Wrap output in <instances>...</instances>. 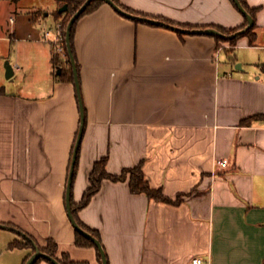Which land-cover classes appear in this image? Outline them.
<instances>
[{
  "label": "crops",
  "instance_id": "0c3cea01",
  "mask_svg": "<svg viewBox=\"0 0 264 264\" xmlns=\"http://www.w3.org/2000/svg\"><path fill=\"white\" fill-rule=\"evenodd\" d=\"M17 1L0 2L11 15L10 36L1 25L0 39L15 44L20 67L0 81V221L17 227L0 234L12 232L11 242L26 233L40 246L52 239L57 256L103 264L93 245L76 243L66 210L81 112L74 76L59 77L69 68L67 55L42 38L59 5L20 15ZM244 1L258 7L253 42L135 21L107 2L77 20L85 118L73 201L103 157L112 174L142 161L152 187L171 198L184 193L171 204L131 192L127 180L103 179L77 215L99 234L107 264H192L195 256L210 264H264V0ZM119 2L182 28L247 25L231 0ZM10 250L22 264L32 248Z\"/></svg>",
  "mask_w": 264,
  "mask_h": 264
},
{
  "label": "trees",
  "instance_id": "16d2710c",
  "mask_svg": "<svg viewBox=\"0 0 264 264\" xmlns=\"http://www.w3.org/2000/svg\"><path fill=\"white\" fill-rule=\"evenodd\" d=\"M59 2H61L60 4H64L67 3V8L66 10L63 11H59L58 9H56L54 11V16L55 18H62L61 21V33L63 36V47H64V53L67 55V59H68V63H69V68L67 70V72L64 70L60 73L59 77L60 78H65V76H67V78L69 79H73V68L70 62V58H69V53L67 51V47H66V41H65V32H66V26H67V22L69 20V18L72 16V14L82 5V3L85 0H57ZM115 3H117L120 7H122L123 9L135 13L137 14V12L132 11L131 9H129L128 7L122 5L119 0H113ZM243 4V6L246 8V10L253 16V18H255V13L258 10V7H250L249 5L246 4V2L244 0H240ZM105 2L104 0H91L87 6L85 7V9L80 13V15L75 19V21L72 24L71 27V31H70V40H71V48H72V53L73 56L76 60V56H75V51H74V47H73V34H74V29H75V25L77 20L83 15L86 14L88 12L93 11L95 8H97V6L101 3ZM231 2L233 3V5L237 8L236 4L234 3L233 0H231ZM238 9V8H237ZM139 14V13H138ZM64 15V17L62 16ZM66 16V17H65ZM245 17V16H244ZM135 21H139L134 19ZM165 20V22H167L168 24H174L171 21H168L166 19H162ZM247 24V19L245 17V22L243 24L244 27ZM217 30H219L221 33L225 34V35H231L234 32H236L239 28H231V29H226L220 26H215ZM255 21L254 24L252 25V27H250L248 30H246L243 34H238L232 37H221V36H217L216 38L217 40H225V41H229L230 44H234L235 41L237 40L238 37H240L241 35H247L250 39V42H253L256 33H255ZM179 33H181L179 31ZM76 67H77V71H78V63L76 61ZM67 73V74H66ZM261 115H255L253 117H250L248 119L243 120V123H249L251 122L253 119L259 118ZM78 154H79V149L77 152V158H76V162H75V166H74V173H73V177H72V182H73V178L75 176V172H76V167H77V160H78ZM106 165V157L101 158L100 160L96 161L93 165V168L89 174V186L87 187V189L84 191L83 196L81 198V200L79 202H74L72 199V185H71V208H72V213L75 217V219L77 220V222L80 224L81 227H83L84 229L88 230L89 232H91L93 235H95L99 240V234L97 233V231L89 228L88 226H86L78 217L77 215V211L86 206L89 201L91 200L92 196L99 190L100 186H101V182L103 179L107 178L113 181H118V180H127L128 184H129V188L131 190V192L134 193H138V192H144L147 194L148 197L150 198H154L160 201H164V202H168L171 204H179L182 201L183 195L184 193H178L176 195L175 198H171L169 196H167L161 187H152L147 178L145 177V174L143 172L142 169V161H140L137 165L135 166H131V167H126L124 168L120 173L118 174H112L110 172H108L105 168ZM3 225L5 227H10L12 229H17V227H15L14 225H11L9 223H5L0 221V229L3 227ZM76 232V243L79 245H83V244H88V245H93L97 251H98V255L99 258H101V254L100 251L98 249V247L96 246V244L86 238L85 236H83L80 232H78L75 229ZM36 243L35 239L26 234L22 235V239H15L12 240L9 243V248H25V247H29L32 248V251L24 258L23 263L25 264L27 258L34 252V245L33 243ZM39 249L43 252H46L50 255H52L53 257H55L60 264H88L87 261H76V260H72L66 253H62L60 256L56 255V251H57V244L55 241H53L52 239H48L46 244L44 246H40L38 245ZM44 258H40L38 259L35 264L42 260ZM46 260V259H45ZM48 261V260H47ZM50 262V261H49ZM51 263V262H50ZM53 264V263H51Z\"/></svg>",
  "mask_w": 264,
  "mask_h": 264
},
{
  "label": "water",
  "instance_id": "95a60500",
  "mask_svg": "<svg viewBox=\"0 0 264 264\" xmlns=\"http://www.w3.org/2000/svg\"><path fill=\"white\" fill-rule=\"evenodd\" d=\"M90 1L91 0H85L82 3V5L72 14V16L70 17V19L67 23L66 32H65L66 47H67V51L69 53L71 65L73 68L74 82H75L76 89H77V95H78V99H79L80 112H81L79 130L77 133L76 141H75V144L73 147V152H72L71 164H70L68 180H67V185H66L65 199H66L67 214H68L69 220L71 221L73 227L78 232H80L83 236L92 240L96 244V246L98 247L100 254H101L102 263L107 264V258H106V255H105V252H104V249H103V246H102L100 240L95 235H93L91 232H89L88 230H86L80 226V224L75 219V217L72 213V208H71L72 177H73V173H74V166H75V162H76V158H77V152H78L79 145H80L81 138H82V134H83L84 118L85 117H84V110H83V104H82L80 87H79L78 71H77L75 58L73 56L72 48H71L70 31H71V27H72L73 22L80 15V13L85 9V7L87 6V4ZM104 1L109 3L117 12H119L120 14H122L128 18L136 19V20L144 21V22H149L152 24L165 25L167 27L179 30L181 32H186V33H203V34L205 33V34L217 35V36H221V37L225 38V37H232V36H235L238 34H242L246 30H248L250 27H252V25L254 24L253 16L246 10V8L243 6V4L240 0H233V1L236 4L239 11L246 17L247 25L244 28L237 30L236 32H234L231 35H225L214 27L190 28V29L189 28H182V27H179L176 25L168 24V23H166L162 20L156 19V18L147 17V16H143V15H139V14L129 12V11L123 9L122 7H120L113 0H104ZM66 8H67V3H64L58 10L61 12L63 10H66ZM57 71L60 72V69H58ZM13 73H14V70H13L12 64L9 61H6L5 62V77L8 79H11L13 77ZM3 227H5V226L3 225ZM21 234L25 235V233H21ZM33 245H34V252L27 258L25 264H35V262L40 258H44L53 264H60V262L55 257H53L52 255H50L46 252L41 251L35 242L33 243Z\"/></svg>",
  "mask_w": 264,
  "mask_h": 264
},
{
  "label": "rangeland",
  "instance_id": "374dc122",
  "mask_svg": "<svg viewBox=\"0 0 264 264\" xmlns=\"http://www.w3.org/2000/svg\"><path fill=\"white\" fill-rule=\"evenodd\" d=\"M5 1L11 2V0H5ZM1 2H3V1H1ZM3 3H5V2H3ZM3 3H0V4H3ZM6 3H9V2H6ZM60 3L61 2H59L57 0H18L17 1L18 11H21L24 9L23 11L18 12V14L24 15L25 10L33 11L34 8H39V7H41V8L45 7V8H49L51 10L52 8H54L56 6L55 4L59 5L58 6V9H59L63 5V4L61 5ZM7 13H8L7 9H4V10L0 9V26L2 25V29H3L2 33L5 35L7 34V36H10V31H9L10 25L8 22H11L10 21L11 15L7 14ZM62 16L64 17V15H62ZM61 21H62L61 17L56 18L55 25L56 24L61 25ZM48 23H50V21H48ZM53 26L54 25L51 26L50 24H47V27H44L43 32L46 29H51V31H53L55 29V26L54 27ZM2 29L0 28V30H2ZM60 29H61V26H60ZM222 44H226L228 47H230V44L228 42H226V43L222 42L220 45H222ZM14 46H15V44L13 42H11L9 40L0 39V81H2L3 79H4V81H6L5 80L6 78H4V76H5V62L9 61L13 65L17 61V59L15 58L14 53H13L14 52L13 51ZM21 50L23 51L24 47H22ZM2 55H5V57H1ZM56 70H58V69H56ZM2 231H5V232H3V234L2 233L0 234V264H2V262H7L8 264H13V263L15 264L17 256L15 255V252H11L10 249H12V248H9L10 242L8 241V237H7V235H9L12 232H8L9 230H2ZM13 251H15V250H13Z\"/></svg>",
  "mask_w": 264,
  "mask_h": 264
},
{
  "label": "built area",
  "instance_id": "2783aa9c",
  "mask_svg": "<svg viewBox=\"0 0 264 264\" xmlns=\"http://www.w3.org/2000/svg\"><path fill=\"white\" fill-rule=\"evenodd\" d=\"M1 1H5V0H0ZM60 24H56L55 25V29L53 31H51V29H46L43 32V40L45 41H49L53 44L54 48L58 51V52H62L64 53V47H63V36L61 33V29H60ZM13 69H19V65L17 63L13 64ZM217 163L220 166H226L227 165V159H220L217 161ZM192 264H210V262L206 259H203L200 256H195L192 258Z\"/></svg>",
  "mask_w": 264,
  "mask_h": 264
}]
</instances>
